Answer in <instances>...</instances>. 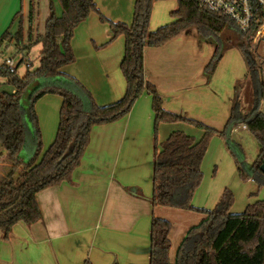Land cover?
<instances>
[{"label":"trees","instance_id":"16d2710c","mask_svg":"<svg viewBox=\"0 0 264 264\" xmlns=\"http://www.w3.org/2000/svg\"><path fill=\"white\" fill-rule=\"evenodd\" d=\"M158 0H135L130 23L114 21L102 13L95 0H59L61 13H57L50 0V16L44 34H38L36 43L42 44L39 66L30 68L25 75L18 73L19 64L0 63V77L13 87H0V147L5 150V162L9 171L0 179V239L8 240L12 228L18 222L27 225L42 219L37 193L47 187L71 180L72 173L80 165L90 141L94 125L116 121L127 115L135 102L148 92L152 95L154 110V167L153 193L150 201L154 207H176L203 213L206 217L192 226L180 243L175 260H170L172 223L153 216L151 222V246L149 264H264V199L249 203L241 213H232L234 203L231 190L226 189L214 209L193 205L196 189L203 179L202 163L212 136L226 140L235 159L239 177L243 181H264L260 166L264 158V77L260 63L264 56L252 49L250 37L257 26L244 32L227 16L201 7L198 0H176L178 9L172 12L174 19L150 29L153 4ZM91 12H97L112 31L106 45L119 36L125 39V50L120 68L126 79L127 89L115 102L100 105L85 85L63 68L76 60L72 39L76 27ZM35 15L34 0L30 1V24ZM18 30H5L0 37L4 42L15 41L17 48L29 49L23 30L22 10ZM13 24V22H12ZM196 28L201 39L214 44V52L205 67L210 79L228 49L237 47L247 65V75L235 87V97L229 118L223 129H216L202 121L168 111L154 84L145 76L144 52L147 46H161L188 28ZM35 79L42 84L31 92L28 112L22 104L23 96ZM249 83L251 90L242 102V86ZM46 94L62 97L60 121L54 141L44 147L36 103ZM32 124V149L28 158L21 156L27 145ZM185 122L203 130L201 138L174 130L169 137L158 141L161 124ZM244 124L261 145L258 157L247 162L241 143L232 139L234 124ZM85 264H92L86 261Z\"/></svg>","mask_w":264,"mask_h":264},{"label":"crops","instance_id":"0c3cea01","mask_svg":"<svg viewBox=\"0 0 264 264\" xmlns=\"http://www.w3.org/2000/svg\"><path fill=\"white\" fill-rule=\"evenodd\" d=\"M53 1L60 9L59 1ZM95 1L108 18L128 23L132 21L135 0ZM47 3L46 21L50 16V0ZM177 9L176 0L155 1L150 29L155 30L171 22L174 19L172 12ZM20 10L25 40L30 41L28 32L31 28L33 43L24 50L17 48L15 41L5 42L1 53L3 55L5 49L13 46L20 59L23 56L26 59L27 51L37 44V36L44 34L45 26L41 28L37 18L30 24L24 11V0H0V37L5 30H12V22L20 21L19 18L13 21ZM111 36L108 22H103L97 12H91L74 32L72 48L76 60L63 68L64 72L82 82L100 105L121 99L127 89L120 68L125 39L119 36L103 45ZM230 51L225 52L208 79L205 67L213 55L214 44L201 39L196 28L191 27L161 46L145 48V76L156 87L166 110L222 129L231 112L236 83L243 80L248 72L244 67L236 69V64L222 68L224 60L231 55ZM22 63L29 64L24 60ZM6 84V79L0 77L2 88L13 89ZM40 84L42 79L32 81L26 91L28 94L25 93L27 101L33 89ZM152 102V95L144 92L127 115L92 127L89 144L71 180H64L37 193L42 219L32 225L18 222L8 240L0 239V264H85L86 261L92 264H149L153 216L172 223L171 248L175 225L181 224L177 245L173 254L171 249L169 254L170 260H175L177 249L188 230L206 215L176 207H154L150 201L153 193L155 121ZM61 105L62 97L57 94H46L35 105L45 148L56 137ZM25 108L28 112L29 102ZM260 110L264 112V102H261ZM27 119L32 141L33 126ZM179 123L188 124H161L160 130ZM239 125L243 127V124ZM165 132L163 140L169 137L172 130ZM31 149L32 145L22 157L28 158ZM4 153L5 150L0 147L1 178L9 167Z\"/></svg>","mask_w":264,"mask_h":264},{"label":"rangeland","instance_id":"374dc122","mask_svg":"<svg viewBox=\"0 0 264 264\" xmlns=\"http://www.w3.org/2000/svg\"><path fill=\"white\" fill-rule=\"evenodd\" d=\"M59 4L60 3L58 2V5ZM47 8H48L47 0H39V1L34 0V9H35L34 20H36L37 18V23H39L41 28L45 26V21L47 18L46 17ZM55 9L57 13L60 14L61 4H60V9L59 6L57 5H55ZM24 11L27 12L28 16L30 15V0H24ZM18 18L20 19V17ZM18 24H19V20L12 24V30H11L12 32H16L18 30ZM258 46H259L258 47L259 50H264V41L259 42ZM1 47H0L1 60L6 59L4 57L7 56L8 58L13 56L15 58V65L17 63L19 64L20 60L22 59L25 62H29L28 65L26 63L19 64L18 73L20 74V76L25 75V73L29 68L36 69L38 65L39 52L42 48L41 43H37L33 45L30 51H27L28 57L26 59H24V56L20 59V54L16 52L15 47L13 46L8 48V50L5 49L4 54L2 55ZM230 54H231L230 57H227L222 63L221 65L222 68L227 67L229 64L231 65V67H233L236 64L235 65L236 69H241L242 67L247 68L244 56L237 47L231 48ZM2 62L3 61H1V63ZM231 83L235 85V82L231 81ZM249 90H251V88L249 83L247 82L242 86V90H241L242 92L240 93L242 102H245L244 101L245 93ZM26 94H28V92ZM26 94L22 99V104L24 103V107H27V102H28L25 99ZM236 126L234 127L232 132V139L242 144L246 154L247 162L252 163L258 157L261 151V145L247 129L243 128L241 125L237 127ZM160 127L161 126H159V130H158L161 131L158 136L159 142L164 141L163 137H165V133H166L165 130L173 131L175 129V130L185 131L186 133L192 134L197 138H201L203 134L202 129L197 128L190 124L179 123L176 125H168V127H165V129L162 127V130H160ZM30 147H31V140L28 138L27 145L24 148V151L21 153V156L25 155L26 152L30 149ZM9 169L10 167H8L6 171L8 172ZM202 171H203V179L200 186L196 189L192 201L194 205H198L206 209H214L217 206V203L220 201L226 189L231 190L234 196V203L230 208V212L232 213H241L245 210L246 206L249 203H253L257 200L264 199V181H257L255 179H249L247 181H243L239 177L237 164L228 148L226 140L220 137L219 135L212 136L209 141L208 150L206 152V155L202 163ZM194 213L201 214L197 212ZM180 233H181V224L176 223L175 229L173 230L174 237L172 240L173 246L171 248V254H173L174 252L173 248L177 245L176 243Z\"/></svg>","mask_w":264,"mask_h":264},{"label":"built area","instance_id":"2783aa9c","mask_svg":"<svg viewBox=\"0 0 264 264\" xmlns=\"http://www.w3.org/2000/svg\"><path fill=\"white\" fill-rule=\"evenodd\" d=\"M198 3L201 7L227 16L244 32L257 26V29L250 37L252 49L255 53L264 56V50H259L258 48L259 42L264 41V32H261L264 27V0H198ZM5 61L10 66H15L14 58L10 57L5 59ZM260 71L262 77H264V59L261 60ZM243 127L247 129L244 124Z\"/></svg>","mask_w":264,"mask_h":264},{"label":"water","instance_id":"95a60500","mask_svg":"<svg viewBox=\"0 0 264 264\" xmlns=\"http://www.w3.org/2000/svg\"><path fill=\"white\" fill-rule=\"evenodd\" d=\"M25 97H26V96H25ZM25 99H26V98H25ZM28 109H29V108H28ZM260 168H261L262 172L264 173V158H263V161H262V164H261Z\"/></svg>","mask_w":264,"mask_h":264},{"label":"bare ground","instance_id":"6f19581e","mask_svg":"<svg viewBox=\"0 0 264 264\" xmlns=\"http://www.w3.org/2000/svg\"><path fill=\"white\" fill-rule=\"evenodd\" d=\"M261 32H264V27L262 28ZM23 98H24V96H23Z\"/></svg>","mask_w":264,"mask_h":264}]
</instances>
